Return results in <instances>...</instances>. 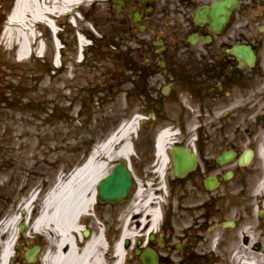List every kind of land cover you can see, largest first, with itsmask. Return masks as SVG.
<instances>
[{
  "label": "flooded vegetation",
  "instance_id": "obj_1",
  "mask_svg": "<svg viewBox=\"0 0 264 264\" xmlns=\"http://www.w3.org/2000/svg\"><path fill=\"white\" fill-rule=\"evenodd\" d=\"M101 3L99 43L116 53L88 62L91 98L135 106L149 159L164 131L195 157L138 249L153 264H264V0Z\"/></svg>",
  "mask_w": 264,
  "mask_h": 264
},
{
  "label": "rangeland",
  "instance_id": "obj_2",
  "mask_svg": "<svg viewBox=\"0 0 264 264\" xmlns=\"http://www.w3.org/2000/svg\"><path fill=\"white\" fill-rule=\"evenodd\" d=\"M13 1L0 0V85L14 89L16 95L28 98L29 103L15 99L9 109L0 110V156H5L2 158L5 165L0 169V174L4 175H1L4 178L0 181V211L5 217L0 215V222L11 216L19 218V211L14 213L18 209L16 206L37 195L39 190H42L39 199L44 198L52 189L56 176L66 166L82 165L92 151L120 129L123 119L128 116L127 110L130 109L124 103L118 107L117 102L112 104L110 101V104L105 105L102 101H91L86 61L104 60V56H100L99 50H91L88 55L85 53V60L81 65L76 63L72 41L67 36L73 30L67 25L65 18L57 15L56 19L59 26H64L63 34H66H61L60 41L64 45L66 40L68 44L61 54V68H54L51 62L54 61L56 49L53 48L50 33L45 31L46 27L42 28L46 45L42 48L41 43H37L35 47L40 48H35L33 55L42 56V60L27 56L24 61H20L19 53H15L18 48H10L11 45L4 41L3 33L6 26L2 22L11 14L9 12ZM78 23L82 25L78 24L77 28L89 30V20L85 22L80 19ZM95 24L101 27L100 22L95 21ZM97 32L101 36L100 29ZM109 51L115 52L112 49ZM52 69L54 73H49ZM29 72H32V78L28 76ZM57 112H64V121H57L54 117ZM133 160L137 178L142 179L151 165L145 166L136 159ZM25 169L41 176H26ZM8 175L19 177L17 185H3L9 179ZM24 186L28 187L27 192H23ZM39 210L40 208L31 219L34 220L39 215ZM27 234L28 232L25 235ZM24 242L20 240L17 244L20 255L12 264H26L24 257L28 247Z\"/></svg>",
  "mask_w": 264,
  "mask_h": 264
},
{
  "label": "bare ground",
  "instance_id": "obj_3",
  "mask_svg": "<svg viewBox=\"0 0 264 264\" xmlns=\"http://www.w3.org/2000/svg\"><path fill=\"white\" fill-rule=\"evenodd\" d=\"M78 0H17L16 8L11 15L4 38L7 44L18 43L19 59L24 61L27 57L28 50L26 49L27 41L32 45V41L36 44L37 39L33 38V28L40 30L43 28L48 17L57 15H71L73 5H76ZM50 24V21H47ZM83 43L84 40H81ZM33 44V48L35 46ZM31 47V49H33ZM128 131L121 130L113 134L108 140H105L99 149L94 151V155L90 162L86 164L81 172L75 174L70 173L75 167V164L69 165L66 170L60 172L56 176L55 183H58L56 190L50 194L40 207L33 203V196L24 200L16 206L18 209L14 213L22 212L19 218L23 221L29 209L34 207V212L39 208V215L29 229L30 237L39 238L49 249V253L45 254L43 259L45 264H129V260L125 259L124 251L120 246L116 245L112 255L104 256V250L101 249L100 235L90 236L82 241L78 240L80 225H93L94 220L89 217H84L92 208L95 202V190L99 183L106 175L109 166L118 159H127L131 155ZM158 160L156 168L159 169L166 164L162 148H158ZM31 176H37L38 173L27 171ZM4 176V175H3ZM0 175V181L3 180ZM8 180V179H7ZM9 180L19 182V177H10ZM161 187V188H160ZM136 190V194L128 207L120 214L111 215L113 226L121 241L132 242L137 238L144 237L147 233L154 230L159 219L158 210L159 197L163 195V187L161 184L154 185L149 181L147 186L140 185ZM145 188V189H144ZM144 189V190H143ZM28 187L23 188V192H27ZM146 190V191H145ZM96 206L98 216L105 224H110V219L106 217V210L102 213L100 207ZM15 209V208H14ZM140 217V219H138ZM146 221L144 225H142ZM104 224V225H105ZM18 225V219L12 216L0 222V264L13 263V258L10 257L12 242L14 241V228ZM106 226V225H105ZM148 226V227H147ZM113 230L109 227L107 233L110 234ZM143 234L142 236H140ZM20 240L26 241V246L29 247L30 238L22 237ZM29 242V243H28ZM17 247L16 244L14 246ZM13 247V248H14ZM18 251V248H16ZM19 257V256H18Z\"/></svg>",
  "mask_w": 264,
  "mask_h": 264
},
{
  "label": "water",
  "instance_id": "obj_4",
  "mask_svg": "<svg viewBox=\"0 0 264 264\" xmlns=\"http://www.w3.org/2000/svg\"><path fill=\"white\" fill-rule=\"evenodd\" d=\"M116 176H117V175H116ZM116 176L113 177L114 180H116ZM112 181H113V180H109V181H108V184L111 183Z\"/></svg>",
  "mask_w": 264,
  "mask_h": 264
}]
</instances>
